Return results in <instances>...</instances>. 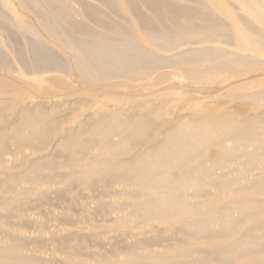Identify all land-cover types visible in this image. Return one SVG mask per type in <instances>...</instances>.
Listing matches in <instances>:
<instances>
[{"label":"bare ground","instance_id":"6f19581e","mask_svg":"<svg viewBox=\"0 0 264 264\" xmlns=\"http://www.w3.org/2000/svg\"><path fill=\"white\" fill-rule=\"evenodd\" d=\"M93 1L0 0V162L8 140L17 151L33 150L15 174L1 178L0 173V221L8 226L1 230L8 238L0 239V264H45L28 252L31 245L25 251L28 241L58 246L67 235L76 239L69 241L67 259L54 260L58 264H264V166L257 163L264 156V131L255 119L205 114L154 129L149 114L164 105L153 103L134 117L127 115L129 108L114 104L70 122L71 112L91 109L96 95L110 97L118 88L132 89L152 79L169 86L168 70L182 71L195 85H207L220 73L262 81L264 0ZM113 9L119 17L107 14ZM9 33L16 39L10 40ZM53 88L66 93L56 96ZM30 89L45 100L25 97ZM13 92L20 95L8 109ZM77 95L83 99L76 102ZM248 99H264V91ZM49 144L61 153L54 155L59 160L35 154ZM240 162L245 171L231 177L230 165ZM56 166L64 173L55 172ZM57 181L68 189L122 184L127 201L114 203V209L129 211L111 220L116 233L123 236V228L144 218L170 231L178 228L182 238L166 245L139 238L114 252L88 247L82 253L77 239L83 233L21 236L19 225L35 222L22 216L23 207L32 197L43 200L41 187ZM202 183L216 192L192 202L201 192L191 190ZM106 203H97L96 216L109 210Z\"/></svg>","mask_w":264,"mask_h":264},{"label":"rangeland","instance_id":"374dc122","mask_svg":"<svg viewBox=\"0 0 264 264\" xmlns=\"http://www.w3.org/2000/svg\"><path fill=\"white\" fill-rule=\"evenodd\" d=\"M8 1L11 2V0ZM88 1L93 4H96V2L93 0H88ZM76 7L78 8V6ZM0 10L2 9L0 8ZM107 14L111 17L120 16V12L116 9L111 10ZM127 16H130V14L127 13ZM89 24L91 27L96 28L94 23H89ZM107 26L108 25H106V27ZM12 33H9L8 35L9 39L15 40L16 38L13 35H11ZM6 35L7 34L4 33V36ZM12 42L13 41H11V43ZM12 45H15V43ZM146 47L149 49H154V47L150 45H146ZM7 48L8 47L5 46V44L1 45V49L5 50ZM59 49H55V52L53 54L58 56L59 53L57 51ZM160 54L165 56L168 55L162 52H160ZM168 72L169 73H167V77H169L171 80L169 86L159 85L156 80L152 79V81H147L148 84L143 86L136 85L132 89L126 87L118 88L113 93H111L110 97L96 95L89 103L91 105L90 106L91 109L86 106H81L80 107L81 109L77 108L76 111L71 112V115L74 114V116L72 117L70 122L82 120L86 114H91V113L94 114L93 110H96L97 108H105L114 104H117L122 108H126V109L129 108L131 114H127V115H129L130 117H134V115H136L138 112H144L146 107L151 108L150 106L151 104L162 103L164 105V108L161 110V112H155V113L152 112L149 114V119H150L149 122L153 125L152 128L154 129H158L157 127L160 126L175 124L177 120L182 118H189L188 120L191 121L198 119L199 116L201 115L203 116L205 114L213 115L217 113H229L233 115L236 121L241 120L245 117L255 119L251 121L255 122V124H258L261 131H264V120H263L264 99L255 100V101L248 99L249 96H253L258 94L259 92L264 91V77L261 79L262 81L250 82V81H240L243 78L234 80L231 79L230 74L220 73L213 76L209 80V83L207 85L204 84L195 85L192 83L191 80L187 79L188 77L185 74H183L182 71L180 70H168ZM131 90L133 92H131ZM53 91L56 92L55 94L56 96L66 93V91L58 88H53ZM16 95L19 96L20 93L17 94L13 92L11 95L8 96V98L12 100L6 106L8 109H10V105L15 104L13 101H16L17 98H19V97H15ZM81 96L82 95L79 96L77 95L78 99L76 98V96L74 97L76 98V102L77 100L83 99V97L80 98ZM211 96H217V97L214 99H210ZM25 97H36L38 100H45L46 98L45 96H41L40 94L34 93V91L31 89L30 92H28V94L25 95ZM62 102H64V100ZM53 112H55L54 114L56 117L57 116L56 113H58V111H53ZM48 120H50V118H48ZM61 121H65V120H61ZM69 125L71 124L65 123L63 127H69ZM7 142L10 143L8 149L6 150L2 149L5 154L3 156V159L4 158L5 159L4 160L1 159L2 162H0V170H1L0 173L2 172L1 175H3L1 176V178L6 175H11L12 173L15 174L18 170H20L21 167L24 166L22 164L25 163V161L31 156V154H33V150L29 149L30 147L24 148L25 152L23 151V149L21 151L20 150L17 151V149L11 145L13 143V140H8ZM53 147H54L53 145L49 144L45 150H43L42 152L38 151L39 153L36 152L35 154L40 156L45 154L48 155L50 154V156H53L52 158L58 159L57 157L59 156L61 157V153H59V151L55 152L54 150L56 149ZM55 153H58V155H56ZM54 155H56L57 157ZM257 163H259L258 166L263 167L264 156H261V158L258 159ZM230 168L234 170L233 173L230 174L232 175L231 177L240 176L241 175L240 173L245 171V168L244 166L241 165V162L231 164ZM55 169H54L55 172L62 173L63 172L62 170L64 168L60 169L57 168L56 166ZM59 169L61 170V172H58ZM229 169L224 171L226 172L231 171ZM64 171H66V169ZM221 172L223 173V171H218L219 174H221ZM57 182L41 187V190L46 194L43 200H40L41 202L35 200L34 197H32L29 199L27 206L23 207L24 215L22 214V216L27 215L26 217H30L32 220L34 219L35 222L34 221L33 222L35 224L34 223L30 225L26 224L27 226H24V224L23 225L20 224L21 227L19 225L18 232L21 236L23 235V237L25 238L26 237L36 238L41 236H43V238H51L52 235L54 236L55 234L57 236L58 235L66 236L67 233H74V234L83 233L82 235H84L85 237H80L79 239H77L79 240L77 241V243L79 244L80 251H82V253L84 252L86 253V250L90 251V249L92 251H95L97 249L96 252H100L102 249V251L105 250L103 252L107 253V251L108 252L110 250L112 251V248L114 252L117 247L122 248L121 245L124 246V244L125 245L129 244L133 241L139 240V238L141 239L154 238L156 239V242L158 244L160 242L159 245L170 244L169 242L173 243L172 239L181 240L182 238V233L178 230V228H173V230L170 231L167 225L165 226L159 225V223L156 221L146 220L144 218L137 219V223L132 224L129 228H123L124 231L127 229L125 231L126 233L123 236H120L119 233H116V231H114L113 229V222H111V220H114L117 217H123L125 215H128V211H129V210L127 211V208L125 207H124L125 209H123L122 207V210H120L121 209L120 208L119 209L120 211L117 210V212L116 209H114L115 208L114 203L120 201H127V199L123 197L121 194L125 188L124 185L122 186V184L107 183V185L104 186V189H102L103 187L100 185L93 186L89 189H85L81 186L76 189L73 188L68 189L65 188L62 182L59 181ZM233 188H236V186H233ZM106 189H108V191H106ZM197 191L201 192V194L199 196L193 195L194 198L193 199L190 198L192 202L204 201V199L212 198L207 194L210 193L212 194L216 192V189L213 188L211 185L202 183L201 188L191 190V192L193 193ZM97 201L99 203L103 201L104 203H106L107 201H109L106 203L109 206L108 207L109 210H107L106 213L98 214L96 216L97 214L96 205L98 203ZM92 211L94 215L91 213ZM1 223H0L1 226L0 239L5 240L8 238V235L2 231L7 230L8 226L6 224H5L6 226L3 225V223L1 225ZM36 226L38 227L36 228ZM42 227L43 229H41ZM166 227L168 231L164 230ZM110 232L112 234H110ZM87 233H89V235L91 234V237L87 235ZM97 233L100 235L98 236ZM151 234H156V235L153 236ZM164 234L165 236H163ZM92 235L95 237H92ZM110 235L113 237L114 240L115 239L116 240L111 241L112 238L110 237ZM125 235H127L126 238L124 237ZM67 236H69L67 237L68 239H65L63 237L62 239L65 240L61 243V245L58 246L53 245V243L50 244L51 242L45 243L46 245L43 244L44 242L43 243L36 242L35 244L37 246H35L31 241H28V246L25 249V251L27 252L29 245H31L28 251L29 253H32L33 255L40 257L42 261L45 262V264H58V262L54 260H58V259L65 260L64 258L67 259L68 255L71 252V251L69 252L68 247L69 244H72L69 241L74 242L75 240L73 239H76L74 235H67ZM109 238H111L110 241H108ZM98 239L101 240V242ZM97 241L100 243H98ZM65 242L67 246L65 245ZM98 245H100L101 247L104 246V248L103 247L101 248L100 246L98 247ZM55 246L57 249H55ZM88 247L90 248L89 250ZM59 248L60 249L62 248V250H60ZM65 248L66 250H64ZM109 248L111 249L109 250ZM35 251L37 254L35 253Z\"/></svg>","mask_w":264,"mask_h":264}]
</instances>
